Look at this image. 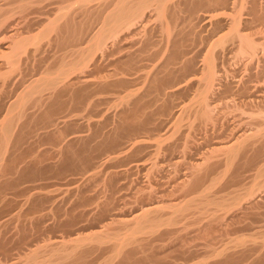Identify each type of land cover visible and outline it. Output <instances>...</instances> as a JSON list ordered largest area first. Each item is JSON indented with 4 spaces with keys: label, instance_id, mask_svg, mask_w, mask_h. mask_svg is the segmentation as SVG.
<instances>
[{
    "label": "bare ground",
    "instance_id": "6f19581e",
    "mask_svg": "<svg viewBox=\"0 0 264 264\" xmlns=\"http://www.w3.org/2000/svg\"><path fill=\"white\" fill-rule=\"evenodd\" d=\"M47 1L56 15L23 37L24 15ZM263 18L264 0H0V264H264V43L241 29ZM203 32L216 37L205 54ZM45 38L71 55L13 99L26 48ZM115 88L127 94L103 119L65 115ZM168 132L179 150L147 157L158 145L144 136ZM43 174L65 188L23 186Z\"/></svg>",
    "mask_w": 264,
    "mask_h": 264
},
{
    "label": "rangeland",
    "instance_id": "374dc122",
    "mask_svg": "<svg viewBox=\"0 0 264 264\" xmlns=\"http://www.w3.org/2000/svg\"><path fill=\"white\" fill-rule=\"evenodd\" d=\"M76 1V0H75ZM56 1H47V2H45L46 4H42V6L41 7H43V8H41V10H40V13H36V12H34L35 10H31V11H28L24 16H25V19L27 18V20H25L26 21V23H28L29 25H30V28L28 27L27 29L26 28H24V29H21V31H20V34H23V37H25V36H30V37H33V36H38V34L42 31V29H43V27L44 26H46V24L49 22V21H51L53 18H54V16L56 15V14H54V12L56 11V9L58 8V3H55ZM49 3V4H48ZM54 3V4H53ZM94 3V2H93ZM93 3L92 4H89L90 6H92V7H95V8H99V7H96V5L98 6L99 4H100V2H95L94 3V5H93ZM98 3V4H97ZM18 4V3H17ZM58 4V5H57ZM15 3H11L10 4V6L9 7H11V8H15ZM57 7V8H56ZM10 8V9H11ZM12 9V10H13ZM43 10V11H42ZM56 13V12H55ZM54 15V16H53ZM13 19H12V21H14V20H16V22H19V15H17L16 13L14 14L13 13ZM18 17V18H17ZM17 19H18V21H17ZM23 20H24V18H23ZM47 20H49V21H47ZM31 21V22H30ZM32 21H34L33 23H32ZM16 22L14 21V23L16 24ZM20 22H22L21 21V19H20ZM19 22V23H20ZM47 22V23H46ZM13 23V24H14ZM152 23L153 24H155L153 21H152ZM44 26H43V25ZM257 24V25H256ZM13 26H11V28H12ZM14 28V27H13ZM45 28V27H44ZM242 28H244L245 30V32L243 31V34H245L246 36H248V37H250L249 39L250 40H253V42L256 44V45H261V44H263L264 43V18H263V20H253L252 21V23L251 24H249V26H247L246 28L245 27H241V29ZM29 29V30H28ZM239 29H240V27H239ZM26 30V31H25ZM27 30H28V32H29V35H27ZM222 30V29H221ZM220 29H218L217 30V32L219 33V31H221ZM243 30V29H242ZM24 33H23V32ZM26 33V35H24ZM38 33V34H37ZM229 32H228V30H222V32L220 33V35L219 36H221V37H224L225 35H227ZM209 33H206V32H203L202 33V35H203V37H207V40H209V41H205L203 44H201V46H204L203 48V51L204 50H208L210 47L209 46H211V44H212V41H213V39L215 40L216 39V37H214L213 39L210 37V35H208ZM208 35V36H207ZM22 36V35H21ZM51 36H53V35H49L48 36V39H52L53 41H54V38L52 37L51 38ZM50 37V38H49ZM211 38V39H210ZM52 40H50L49 42L51 43H49V42H47V38H45V40L43 39L42 41H40L39 42V46H38V50L35 52V48H32V47H34V46H32V44H31V46L30 45H28L29 47H27L26 48V53H25V55H27L26 57L28 58L27 60H26V62H24L25 64H23V59L25 58V55H23L24 57H23V59H22V62L20 63V65H21V67H24V69H25V72H24V70H23V68H22V75H21V77H20V75H18V74H15L14 75V86L13 85H10V88H9V91H13L12 92V94H11V92H10V95H11V97L12 96H14V95H17L24 87L23 86H27L28 85V83L29 82H32V80L34 79V81H37V80H39L41 77L43 78V77H45V76H43V75H45V69H51V67L53 68L55 65H56V63L58 62L57 60H58V58L59 57H61L62 56V58L64 57V58H67L68 59V55H71V54H69L71 51L70 50H72L73 48H71V46H69V47H67V48H65V49H63L62 50V48L59 50V49H56V46L54 47L53 45V41ZM46 41V42H45ZM52 41V42H51ZM210 42V43H209ZM47 43H49V45L47 44ZM208 43V45H206L205 46V44H207ZM45 44V45H44ZM197 45H196V49H198L199 47H200V44H198V43H196ZM53 46V47H52ZM139 46L140 45H136L135 46V48L136 49H138L139 48ZM208 46V47H207ZM83 48H84V45L82 46ZM81 47V48H82ZM85 47H86V45H85ZM207 47V48H206ZM134 48V49H135ZM160 48H161V45H160V37H159V35L158 34H155L154 35V38H153V46L149 49V52H148V55H157V53L159 52V50H160ZM225 48H227V49H231V45H230V43H227L226 45H225ZM40 49V50H39ZM32 50H34V51H32ZM46 50V51H45ZM68 50V51H67ZM32 51V52H31ZM40 51V52H39ZM45 51V52H44ZM59 51V52H58ZM66 53H68V54H66ZM204 54H205V51L203 52ZM64 54H65V56H64ZM228 55H227V57L228 58H230L231 57V53H227ZM230 54V55H229ZM67 55V56H66ZM57 56V57H56ZM155 59H157V60H155L154 61V63H151V62H148V58H147V60H143L142 61V63L141 64H143V65H148V66H150V69L149 70H151V68H152V66H154V65H156L158 62H160L161 60H162V56H160V57H157V58H155ZM34 60H36V61H34ZM43 60V61H42ZM154 60V59H153ZM29 61V62H28ZM57 61V62H56ZM234 60H232V62H228L229 63V65L231 64V66H229L228 65V69H232L233 68V66H235L238 62H233ZM43 63V64H42ZM233 63V64H232ZM239 64H241V62H239ZM22 65H24V66H22ZM238 66V64L236 65V67ZM1 67V66H0ZM20 67V66H19ZM227 67V66H226ZM2 68H3V71H4V67H1L0 68V72L2 71ZM111 68V67H110ZM43 71H45V72H43ZM105 71H107L108 72V74H109V69H107V70H102L101 71V73H103L102 75H99V76H104V75H106L105 74ZM112 71V70H111ZM146 71H148V70H146ZM42 72V73H41ZM44 73V74H43ZM111 73V72H110ZM144 73V71H142V72H139L137 75L138 76H141V74H143ZM23 74H24V76H23ZM27 74V75H26ZM42 74V75H41ZM26 75V76H25ZM18 78H20L19 80H21V81H18V79H17V77ZM29 76V77H28ZM24 79V82H23V79ZM31 80H30V79ZM35 79H37V80H35ZM1 80V79H0ZM15 80H17V81H15ZM27 80V81H26ZM97 80H99V79H97ZM0 83H1V81H0ZM22 83H24L23 85H20V84H22ZM27 83V84H26ZM0 86H1V84H0ZM21 88H20V87ZM13 87V88H12ZM18 87H19V89H18ZM142 86L140 85V86H138V88H141ZM11 89V90H10ZM17 91V89H18V91L16 92L15 90ZM125 90L124 88H119V90H117V88H115V89H113V90H107V91H104V92H101L100 94H97V95H95L94 97H91L89 100H88V104H87V106L85 105L84 107L85 108H83V109H80V110H78V111H72V110H66V112H67V114H65L66 116L69 114V119H76L77 118V123H81V124H85V123H87V122H89V121H91V120H95V119H103L102 117H103V115L106 113H110L113 109H114V107H113V105L114 104H116L123 96H125L126 94H127V92H126V90L125 91H121V90ZM125 92V93H124ZM17 93V94H16ZM118 95V96H117ZM15 97L16 96H14L13 97V99H15ZM104 97V98H103ZM180 97V96H179ZM179 97H177L176 99H178V100H175L176 101V103H183V104H185V105H189V104H191V103H193L194 102V99L192 100V96H190V97H183V96H181L180 98ZM118 98V99H117ZM180 100V101H179ZM193 101V102H192ZM101 103V104H100ZM155 103V104H154ZM157 103H159V104H157ZM160 103L161 102H154V101H152L151 102V104H153L152 105V109H154L155 110V108H157V106H159L160 105ZM183 104H181V105H183ZM30 110H31V108L28 110L29 112L28 113H30ZM99 110V111H98ZM109 110H111L110 112H109ZM33 111V110H32ZM31 111V112H32ZM65 112V113H66ZM159 114H161V113H159ZM242 113L241 112H236V114L234 113L233 114V124L234 125H236L238 122H239V119L241 120V122L243 123V124H245L246 122H248V124H249V121H250V119L249 118H246V117H248L247 115H241ZM236 115V116H235ZM160 116V115H159ZM237 116H238V118H237ZM68 117V116H67ZM235 117H236V120L238 121L237 123L235 122L236 120H234L235 119ZM160 119H163V117L162 118H160ZM184 119H186V118H184ZM184 119H182V121H183V123H179V130H178V132H177V134L178 133H180V129H181V133H180V135L178 134H173L172 135V133L171 132H168V133H166V134H164L165 135V138L163 139L164 140V142H162L163 140H161L164 136H163V134H162V137L161 136H159V137H157L158 135H155V133H153V134H149V135H145L144 137L145 138H147V140L150 142V143H152L153 145H158V147H154V148H152L150 151V153L151 154H149L150 156H147V157H149V158H154V157H158V158H160L162 155H165V156H167L166 154H168L166 151H164L163 149H162V147H163V145L164 144H168V142H171V143H176V144H178L179 146H181L180 145V143L181 142H183L184 140H183V138H184V136H183V134L186 132V130H187V127H185V125L186 126H188L187 124V120H184ZM242 119L244 120V121H242ZM246 119H247V121H246ZM249 119V120H248ZM0 121H2L1 119H0ZM80 121V122H79ZM182 121H180V122H182ZM186 121V122H185ZM84 122V123H83ZM235 122V123H234ZM1 123V122H0ZM187 123V124H186ZM240 123V122H239ZM238 123V124H239ZM242 123H241V125H242ZM237 124V125H238ZM180 125H181V127H180ZM240 125V124H239ZM250 126V125H249ZM249 126H247V124L246 125H242V127H244V128H248ZM183 127H185V128H183ZM250 128H253V127H251L250 126ZM185 129V130H184ZM184 132V133H183ZM182 134V135H181ZM153 135V136H152ZM159 135H161V134H159ZM166 135L167 136H169V137H166ZM171 135H172V137H173V141H172V138H171ZM178 137H177V136ZM139 136H141V135H139ZM161 137V138H160ZM182 137V139H180ZM170 140H169V139ZM176 138V139H175ZM180 139V140H178V139ZM159 140H160V142H159ZM169 140V141H168ZM179 142H178V141ZM178 143H177V142ZM52 142V141H51ZM174 143V146L176 147V149H178V145H176ZM45 144H47V143H45ZM166 144V145H167ZM182 144V143H181ZM43 146L44 147H47V145H42L40 148H43ZM162 146V147H161ZM157 148H159L158 149V151H157ZM160 148H161V150L162 151H160ZM156 149V150H155ZM157 151L156 153H155V151ZM179 150V149H178ZM164 152V153H163ZM160 153V154H159ZM161 153H163V154H161ZM166 153V154H165ZM154 155V156H153ZM156 155V156H155ZM159 155V156H158ZM152 156V157H151ZM252 173H254V171L252 172ZM45 175V176H44ZM51 177L49 174H43V177H45V178H43L42 177V175H41V178H43L44 180H41V181H43V182H40V181H38V182H34L35 180H27V182H25L26 184H23V186L25 187V188H35V189H37V187H38V185H39V187H40V189L41 190H43V191H47V189L49 188L50 190L51 189H53V187H49V186H46V185H48V183L46 184V182L44 183V181H47V182H49V184L51 183V182H54V183H57V185H55L54 186V188L56 189V188H60V189H64L65 188V186H64V184H65V182L67 181V179L68 178H66V179H64V180H60V181H56V180H49V179H47L48 177ZM32 181V182H31ZM29 182H31V184L29 183ZM59 182V183H58ZM40 183V184H39ZM35 184H37V185H35ZM44 184V188L42 189L41 187V185H43ZM46 184V185H45ZM59 185V186H58ZM37 186V187H36ZM45 187H47V188H45ZM23 188V187H22ZM21 187H20V189H22ZM25 188H23V189H25ZM215 188H217V187H215ZM22 189V190H23ZM48 189V190H49ZM219 191V192H218ZM227 191H229V190H226V192ZM25 193H26V191H24ZM215 192H217L216 194H218V195H220L223 191H220L218 188H217V190L216 189H214V190H212V193L215 195V196H218V195H216L215 194ZM15 193V192H14ZM16 194V193H15ZM17 195V197H13L15 200H17V199H20V197L18 196V194H16ZM222 195V194H221ZM16 211H17V209H16ZM15 210H14V212H13V215L15 214V216H16V212ZM14 221H16V219L14 220ZM15 223V222H14ZM29 232V231H28ZM221 234H222V236H221ZM221 234H219V236H221L222 237V239H221V237H218V239H220V240H213V243L212 244H214V245H212L211 244V246H212V248H215V249H217V247L219 248L220 247V245H221V243H222V240L223 241H226L225 239H226V236H224L223 235V233H221ZM12 236V235H11ZM33 241V240H32ZM217 241V242H216ZM197 243H201V244H204L205 243V241L204 240H198L197 241ZM42 245V244H41ZM201 249H205V251L207 252V251H210V249L209 248H202L201 247ZM209 249V250H208ZM204 250H202L201 252H203V254H205L206 252H205ZM208 253V252H207ZM206 253V254H207Z\"/></svg>",
    "mask_w": 264,
    "mask_h": 264
}]
</instances>
